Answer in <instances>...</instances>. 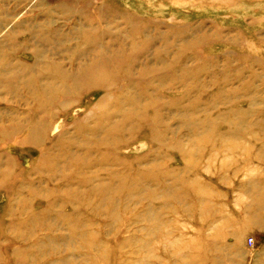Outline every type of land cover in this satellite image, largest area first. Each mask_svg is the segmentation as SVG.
Masks as SVG:
<instances>
[{"label": "rangeland", "instance_id": "rangeland-1", "mask_svg": "<svg viewBox=\"0 0 264 264\" xmlns=\"http://www.w3.org/2000/svg\"><path fill=\"white\" fill-rule=\"evenodd\" d=\"M0 119V264H264V0H0Z\"/></svg>", "mask_w": 264, "mask_h": 264}, {"label": "bare ground", "instance_id": "bare-ground-1", "mask_svg": "<svg viewBox=\"0 0 264 264\" xmlns=\"http://www.w3.org/2000/svg\"><path fill=\"white\" fill-rule=\"evenodd\" d=\"M110 62H113V61H110ZM108 60H106V59H101L100 61H97V62H95V63H92V64H90V65H85V64H83L82 65V67L80 68V72L78 73V74H76V75H68L66 72H60L59 74H58V77H57V80L60 82V83H62L64 86H65V88L64 89H62V90H57V96L56 97H53V99L51 100V102L50 103H55V102H59V101H57L56 99L58 98V95H61V96H66L67 94H68V91L69 90H73V91H79L80 90V88H78L79 87V84L81 83V82H85V81H89V82H92L91 81V79H93L94 78V76H97V75H99V74H101V73H107V70H106V66L108 65ZM35 82H29L28 83V87L30 88L29 90H30V92L29 93H31V96L33 97V98H42L43 99V101H45V99H48V97L47 96H45V95H43V93H42V91H41V89H37L36 88V86H35V84H34ZM1 84H3V86H6L5 84H7V82L6 83H1ZM8 87L9 88H12L11 87V85L8 83ZM70 85H71V87H70ZM20 86V85H19ZM7 87V86H6ZM71 88V89H70ZM47 97V98H46ZM49 101V100H48ZM49 103V102H48ZM49 103V104H50ZM88 115V114H87ZM86 115V116H87ZM88 117V116H87ZM86 117V118H87ZM85 118V119H86ZM84 119V120H85ZM101 119V121H103L104 120V117H101L100 118ZM100 119H99V121H100ZM18 118H14L13 119V122L15 123V122H18ZM26 120V119H25ZM84 120H78V123H76V125H78V129L80 130V131H82L83 129L81 128V127H83V124L81 125V123L84 121ZM107 120V119H106ZM45 121H46V119H45V117L44 118H42L41 119V121L39 122V121H37L34 117H29V119H27V121H26V123H27V125H28V127H27V129H23V127H22V121H20L19 120V123L17 124H12V125H10L9 126V129H8V132H7V134L9 135V138L7 139V140H12V141H19V142H21V143H23V142H25V143H33L34 142V144L35 143H37L38 141L39 142H44L42 139H43V137L41 136V134H43V133H46V128H47V124L45 123ZM0 122H1V119H0ZM87 122H88V120H87ZM7 123H9V122H7ZM24 123H25V121H24ZM81 125V126H80ZM55 126V125H54ZM58 128H60V126H57V129ZM43 132V133H42ZM5 135H7L6 133H4ZM80 134H82V133H80ZM2 136V137H4L3 139H0V141H2V140H6V136ZM7 135V136H8ZM20 135H23V139H18V137L20 136ZM40 137L42 138V139H40ZM11 138V139H10ZM45 139V138H44ZM47 139V138H46ZM61 140L63 139V138H60ZM59 139V140H60ZM101 144V143H100ZM1 157V156H0ZM70 159H72L73 161H77L78 163H84V161H81V159L80 158H77V157H71ZM71 160V161H72ZM10 174H11V171L10 170H3L1 173H0V185L1 186H4L6 183H7V181H8V179H9V177H10ZM26 182V181H25ZM87 183H89V181H86ZM27 184H25V186H26ZM30 185V184H29ZM124 186H126L125 184H124ZM27 187H28V185H27ZM29 190H30V188H28ZM95 190H97V189H95ZM98 264V263H97Z\"/></svg>", "mask_w": 264, "mask_h": 264}, {"label": "built area", "instance_id": "built-area-1", "mask_svg": "<svg viewBox=\"0 0 264 264\" xmlns=\"http://www.w3.org/2000/svg\"><path fill=\"white\" fill-rule=\"evenodd\" d=\"M250 242H251V244L253 243V241H252V240H251Z\"/></svg>", "mask_w": 264, "mask_h": 264}]
</instances>
